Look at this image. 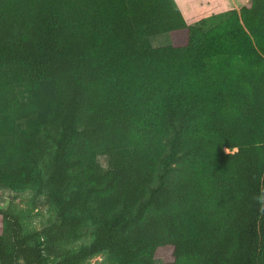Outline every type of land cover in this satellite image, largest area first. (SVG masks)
Returning a JSON list of instances; mask_svg holds the SVG:
<instances>
[{
	"label": "trees",
	"instance_id": "trees-1",
	"mask_svg": "<svg viewBox=\"0 0 264 264\" xmlns=\"http://www.w3.org/2000/svg\"><path fill=\"white\" fill-rule=\"evenodd\" d=\"M0 186V264H264V0H0Z\"/></svg>",
	"mask_w": 264,
	"mask_h": 264
},
{
	"label": "rangeland",
	"instance_id": "rangeland-1",
	"mask_svg": "<svg viewBox=\"0 0 264 264\" xmlns=\"http://www.w3.org/2000/svg\"><path fill=\"white\" fill-rule=\"evenodd\" d=\"M151 41L155 47H160L171 44L172 39L169 33H163L152 36ZM100 160L105 163L104 156L100 157ZM6 208H11L20 216L25 232L39 230L57 217L55 207L47 201L45 194H37L35 190H13L0 186V209ZM89 241V238H85L69 245L68 248L76 250ZM55 261L56 259H51L50 264ZM161 263L162 261L159 264ZM84 264H108V255L103 252L88 259Z\"/></svg>",
	"mask_w": 264,
	"mask_h": 264
},
{
	"label": "crops",
	"instance_id": "crops-1",
	"mask_svg": "<svg viewBox=\"0 0 264 264\" xmlns=\"http://www.w3.org/2000/svg\"><path fill=\"white\" fill-rule=\"evenodd\" d=\"M189 24L229 10L250 6L251 0H176Z\"/></svg>",
	"mask_w": 264,
	"mask_h": 264
}]
</instances>
